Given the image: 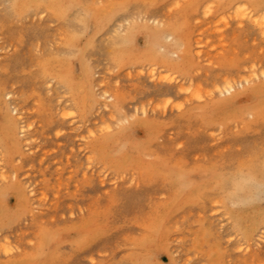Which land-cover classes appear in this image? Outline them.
<instances>
[{
	"label": "rangeland",
	"instance_id": "374dc122",
	"mask_svg": "<svg viewBox=\"0 0 264 264\" xmlns=\"http://www.w3.org/2000/svg\"><path fill=\"white\" fill-rule=\"evenodd\" d=\"M251 11L0 0V264H264Z\"/></svg>",
	"mask_w": 264,
	"mask_h": 264
},
{
	"label": "bare ground",
	"instance_id": "6f19581e",
	"mask_svg": "<svg viewBox=\"0 0 264 264\" xmlns=\"http://www.w3.org/2000/svg\"><path fill=\"white\" fill-rule=\"evenodd\" d=\"M207 5V4H206ZM206 7V6H205ZM211 8V7H210ZM246 10V9H245ZM206 11H208V10H206ZM263 11V10H262ZM245 12V11H244ZM244 12H243V14H244ZM237 13V12H236ZM251 13H254V12H250V14ZM264 13V12H263ZM246 14V13H245ZM260 14V13H259ZM239 16V15H238ZM250 20L252 21V23H254V24H256V26L257 27H259L261 30H262V32L264 33V15L262 16V18H261V20H259L258 18V20H253V18H254V14H251L250 15ZM260 18V17H259ZM240 20V19H239ZM261 32V31H260ZM176 65H172V66H170V67H175ZM158 68L155 66V67H153L152 69H151V72H150V76L153 78V79H155L156 78V75L158 74ZM250 70V69H249ZM167 71H171L170 69H167ZM261 75H263L264 76V71H262V73H261ZM173 76V75H172ZM170 74H165V72H164V75H161V80H168V79H170V80H173V79H175V78H173ZM169 81V80H168ZM169 84V83H168ZM251 86V85H250ZM180 87H181V85H180ZM195 87H197V86H195ZM203 87V86H202ZM200 89V88H199ZM236 89V84H235V82H231V81H229L226 85H225V87H223L222 89H220V91L222 92V93H232L234 90ZM191 90V89H190ZM216 92V91H215ZM193 95V94H192ZM197 100V99H196ZM12 106V105H11ZM147 107V106H146ZM12 108V107H11ZM147 109L146 108H143L142 109V112H144V113H147ZM64 114H63V116H66V115H68V114H70V113H68V112H66V110L63 112ZM113 114H115V113H113ZM19 117V116H18ZM20 118V117H19ZM128 123V122H127ZM30 124H28L27 126H26V129H23V133H26V130L27 129H30ZM108 127V126H107ZM106 127V128H107ZM8 131V130H7ZM6 151H7V149H5ZM2 152V150L0 151V153ZM8 152V151H7ZM5 153V152H4ZM89 163V162H88ZM6 172V171H5ZM6 175V177H8L7 176V174H5ZM4 179V178H3ZM238 186H240V185H238ZM242 186V185H241ZM10 246V245H9ZM250 246V245H249ZM12 248V247H11Z\"/></svg>",
	"mask_w": 264,
	"mask_h": 264
}]
</instances>
